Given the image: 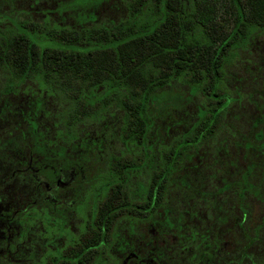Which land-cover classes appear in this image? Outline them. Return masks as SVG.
<instances>
[{
  "label": "trees",
  "instance_id": "16d2710c",
  "mask_svg": "<svg viewBox=\"0 0 264 264\" xmlns=\"http://www.w3.org/2000/svg\"><path fill=\"white\" fill-rule=\"evenodd\" d=\"M60 4L67 5L61 0ZM127 8L123 22L78 28L0 15L11 23L0 26V69L8 87L28 78L50 83L66 97L70 127L117 107L123 112L121 138L136 148L126 157L110 159L107 170L95 180L102 183L82 202L86 220L81 231L58 247L55 239L64 237L63 224L53 214H37L38 193L27 199L20 213L24 224L35 225L41 239L45 228L53 233L43 240L53 246L43 245L35 264H122L116 259L127 243L122 238L143 242L149 225L156 229L153 238L161 231L185 230L182 248L171 244L168 251H158L184 256V264H264L261 227H251L246 219L248 198L264 203V118L252 119L250 132L242 138L239 148L245 163L237 178L223 179L213 192H196L183 179L171 177L183 151L213 139L219 130L227 101L220 85L221 66L229 51L255 29H264V0H129ZM175 80L187 83L186 94L162 100L161 107L179 105L196 95L203 105L197 108L189 132L160 151V164L151 167L147 184L134 198L128 183L147 162L150 106L159 101L155 92ZM16 158L24 168L13 174L27 170L53 208L59 202L51 199L50 192L58 189V179L69 168L83 177V158L56 160L48 170L51 177L47 170L33 168L24 154ZM6 182L2 180L0 191ZM175 184L188 191V200L204 203V208L195 210L184 202L190 208H184L181 222L164 204L169 186ZM222 197L229 202H222ZM122 219H126L124 233L119 232ZM128 243L133 264H175L150 246L139 254Z\"/></svg>",
  "mask_w": 264,
  "mask_h": 264
},
{
  "label": "rangeland",
  "instance_id": "374dc122",
  "mask_svg": "<svg viewBox=\"0 0 264 264\" xmlns=\"http://www.w3.org/2000/svg\"><path fill=\"white\" fill-rule=\"evenodd\" d=\"M61 1L67 5L61 7L60 0H0V15L4 13L10 18L25 21L49 20L73 28L95 24L109 26L123 22L128 17L129 0ZM10 24L9 18L0 16V26ZM220 80L227 101L219 130L213 139L192 146L190 151H183L171 173L173 179H183L196 192H213L222 185L223 179L238 177V171L245 163L243 151L239 148L242 138L250 132L252 119L264 118V29H255L247 40L228 52L221 66ZM187 90L186 82L175 80L155 92L159 101L150 106L152 116L147 141V162L144 168L132 174L128 183L129 192L134 198H139L142 187L147 184L151 167L160 164V151L175 145L184 133L189 132L196 119L197 108L203 105L202 98L196 95L190 101L170 108L160 106L162 100L184 95ZM65 98L61 91L40 78H28L8 87L0 69V183L4 179L7 181L1 185L0 191V250L6 249L7 236L16 238V227L19 225L25 234L24 243L20 244L23 247L16 250L15 245L10 244L11 251L6 252L5 257L0 256V264H35L38 255L43 252V240L53 236L49 228H45L41 231L44 233L41 239L37 229H34L35 225H25L20 219L22 207L29 197L38 193L39 198L34 203L37 214H53L63 224L64 237L55 239L58 247L81 231L86 220L82 202L102 183L95 180L107 170L110 159L126 157L127 152L130 154L136 150L121 138V109L108 107L70 127L66 122L69 104ZM32 125L36 126L34 131ZM23 154L32 161L33 168L41 167L39 172L47 170L50 177L52 172L48 170L53 169L56 160L80 159L82 162L83 158V177L80 178L79 173L72 168L65 172V176L59 179L56 192H50L51 199L59 202L57 208H53L44 198L42 186L36 184L27 170V173L13 174L16 169L24 168L21 160L16 158ZM263 175L262 172L261 177ZM186 194L188 191L182 185L175 184L169 186L165 195V207L172 211V216H179L180 222L183 221L184 208H190L184 202L189 201L192 209L196 206L195 210L201 209L204 204L200 199L189 197L188 200ZM247 201L248 224L251 227L260 226L263 234L261 237L264 238V203L253 198ZM222 202L229 201L222 197ZM1 216L6 222L2 223ZM125 224L126 219H122L120 233H124ZM5 229L6 239L3 240L1 236ZM161 232L154 238L150 237L156 233V229L149 225L148 230L143 232L146 235L145 241L136 242L127 237L122 239L134 246L133 249L138 250L139 254L150 246L154 253H160L170 260L172 257L175 264L186 263L187 258L176 256L175 252V255H170L171 252H158L159 249L168 251L171 244L182 248L183 241L187 239L184 237L185 230L183 232L178 229L168 234ZM127 243L119 248L120 256H116L119 263L130 250V246L126 248ZM51 246L48 245L47 249ZM127 264L133 263L128 261Z\"/></svg>",
  "mask_w": 264,
  "mask_h": 264
},
{
  "label": "flooded vegetation",
  "instance_id": "af4514ba",
  "mask_svg": "<svg viewBox=\"0 0 264 264\" xmlns=\"http://www.w3.org/2000/svg\"><path fill=\"white\" fill-rule=\"evenodd\" d=\"M59 180V179H58ZM60 181V180H59ZM59 181L57 182V184L59 183ZM1 219H2V216H1ZM20 219H22V215H20ZM2 223H4V222H6V220H3L2 219ZM3 226H5L6 227V225L4 224ZM20 228H21V226L19 225L18 227H16V229H17V234H16V238H14V237H11V236H7V241H6V243H7V247H6V249H3V250H0V256L1 257H5L6 256V252H8V251H11V249L9 248V245L10 244H14L15 245V247H16V250H19L20 248H22L23 246H20V244H22V243H24V236H25V234L23 233V231L22 230H20ZM1 239H3V240H5L6 239V229H5V231H4V233H3V236H1ZM11 241H13V242H11ZM43 245H46V246H48V245H50L49 243H46V242H44L43 243ZM46 248V247H45ZM3 254V255H2ZM127 255V256H126ZM125 256H124V262H122V263H124V264H127V262L128 261H130V258H132V257H134V254L133 253H130V251L126 254ZM123 259H122V261H123Z\"/></svg>",
  "mask_w": 264,
  "mask_h": 264
}]
</instances>
